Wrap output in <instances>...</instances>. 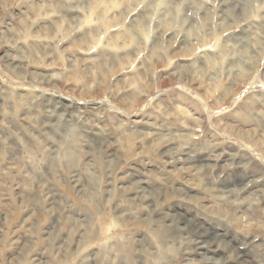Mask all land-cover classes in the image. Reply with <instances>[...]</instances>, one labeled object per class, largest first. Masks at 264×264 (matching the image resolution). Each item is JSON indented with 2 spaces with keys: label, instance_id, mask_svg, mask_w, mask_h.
Returning <instances> with one entry per match:
<instances>
[{
  "label": "rangeland",
  "instance_id": "rangeland-1",
  "mask_svg": "<svg viewBox=\"0 0 264 264\" xmlns=\"http://www.w3.org/2000/svg\"><path fill=\"white\" fill-rule=\"evenodd\" d=\"M0 264H264V0H0Z\"/></svg>",
  "mask_w": 264,
  "mask_h": 264
}]
</instances>
